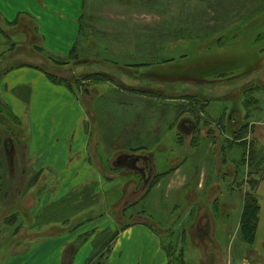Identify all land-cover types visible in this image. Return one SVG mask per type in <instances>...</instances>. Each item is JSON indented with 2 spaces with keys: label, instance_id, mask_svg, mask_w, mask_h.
<instances>
[{
  "label": "rangeland",
  "instance_id": "374dc122",
  "mask_svg": "<svg viewBox=\"0 0 264 264\" xmlns=\"http://www.w3.org/2000/svg\"><path fill=\"white\" fill-rule=\"evenodd\" d=\"M85 1L81 34L70 62L40 56L35 41L17 29L13 36L19 41L25 37L27 45L9 44L3 56L8 59H0V77L7 67L31 64L53 75L56 83L73 85L87 114L90 166H97L96 173L106 183L101 191L89 177L75 189L91 191L95 185L101 193L120 191L125 177L135 175L126 167H134L135 160L125 159L128 154L121 152L148 144L152 149L161 136L167 146L166 120L173 118L172 154L155 155V182L126 216L138 215L140 222L153 225L170 264H225L227 253L233 264L239 253L252 262L251 244L242 242L239 225L245 195L255 194L252 182L262 174L256 164L264 159L250 141L251 124L264 118V0ZM16 115L18 123L0 103V264H46L44 245L50 242L54 249L73 235L79 221L101 213L109 218V226L90 238L109 241L106 231L115 232L114 219H121L122 206L138 199L147 182L138 181L133 195L129 184L114 214L95 207L64 226L55 224L58 212L47 214L42 209L47 204L40 201H50L57 193L62 198L64 183L50 171L33 172L25 154L28 119ZM148 115L150 122L156 121L153 132L145 123ZM230 117L235 122L226 120ZM181 118L189 122L187 132L193 129L190 139L184 136L182 123L174 129V121ZM184 157L194 169L205 163L203 188L194 187L197 171L170 169ZM183 174L188 188L179 187ZM105 176L123 180L118 179L120 184ZM110 197L114 199L113 194ZM84 203L64 207L72 214ZM136 249L134 264H159L145 246ZM88 250L91 253L89 245Z\"/></svg>",
  "mask_w": 264,
  "mask_h": 264
},
{
  "label": "crops",
  "instance_id": "0c3cea01",
  "mask_svg": "<svg viewBox=\"0 0 264 264\" xmlns=\"http://www.w3.org/2000/svg\"><path fill=\"white\" fill-rule=\"evenodd\" d=\"M85 3V0H0V59H8L7 57L3 58V56L9 50V44L14 42V44L18 45H27L25 37L24 41H19L13 36L17 34V29L26 33L28 39L34 40L35 47L48 55L65 59L79 40L81 19L85 15ZM1 75L0 103L7 109L15 123H18L19 120L16 114L28 119L30 136L25 154L30 162L31 169L38 174L50 171L58 175L57 180H59L60 184L64 183V188L66 189L62 194V198L58 196V193L50 201H44L42 198L40 203L47 204L42 209L46 210L49 206L66 197L75 189L74 187L89 177L98 183L99 190H105L106 183L102 182L101 176L96 173H99V169L96 168V165H94L95 168L90 166V157L92 155L88 145V134L85 131V125L88 121L87 114L80 104L82 102L77 93H74L65 85L51 82L37 66L31 64L7 67ZM148 104L150 105V103ZM147 118L145 123L153 132L154 129L156 130V121L150 122L151 118L149 115ZM233 118L235 117H230L226 120L232 123L235 122ZM172 119L169 117L166 120L168 127L165 135L167 146L163 145V137L161 136L157 138L156 143L154 142L152 149L147 148L150 145L147 143L148 145L144 144L147 145L146 147H138L136 148L138 150L134 152H121L125 155L128 154L125 159L135 160L134 167L130 165L126 167L135 173V175L132 174L127 179L133 178L136 186L138 181H145L147 185L152 181V176L155 175L153 174L155 155L161 156L162 154L163 157H169L172 154L171 149L174 146L170 140L173 142L175 137L172 134ZM181 123L182 129L188 130L189 122L182 118L177 120L176 123L174 121V124H176L174 129L176 127L179 128ZM152 124L154 128L151 127ZM250 128V137L252 138H250V141H254V144L258 145L259 154L264 157V148L261 146H264V118L251 124ZM141 135L139 134V136ZM193 135V129L190 132L186 131L184 134L186 139H190ZM185 146L193 152L191 144L186 142ZM156 151L158 154L155 153ZM186 156H189V154H186ZM185 157L181 160L179 158L170 169L177 167L175 168L177 169L175 173H177L190 167L187 164L188 159ZM121 159H124V157H121ZM129 166L130 168H128ZM263 167L264 163L261 165L262 174L257 180L258 184L255 190L259 213L255 237L251 245L252 262L247 261L244 257L240 258L242 253H239L237 264H264ZM124 168L118 170L122 171ZM190 168L191 171L194 170L198 173L197 180L193 181L194 187L197 190L203 188L205 163L201 161L197 164L196 169ZM118 179L114 181H119L120 183L121 180ZM186 179L187 174H183V182L180 179L179 187L188 188L189 185L187 186L184 181ZM168 187H170V184ZM60 188H63V186H60ZM56 199L58 200L54 202ZM107 226H109V218L106 216L93 223L80 225L74 230L73 235L65 238L61 244L55 245L54 249L49 247L50 242L47 243L48 245H44L43 260L48 259L46 264H84L92 253V238L84 240V236L93 235L102 228H107ZM88 245L91 248V253L88 250ZM137 245L147 248L152 261L156 260L159 264H168L169 260L162 249L160 238L144 224L131 226L118 235L111 247V254L107 258L106 264H134L136 254H138ZM79 249L80 251H78ZM79 255L80 257L78 258ZM88 255L89 257H87ZM213 257L214 259L216 258V253H214ZM227 257L228 260H226L225 264H233L234 260L229 253H227Z\"/></svg>",
  "mask_w": 264,
  "mask_h": 264
},
{
  "label": "trees",
  "instance_id": "16d2710c",
  "mask_svg": "<svg viewBox=\"0 0 264 264\" xmlns=\"http://www.w3.org/2000/svg\"><path fill=\"white\" fill-rule=\"evenodd\" d=\"M262 10H264V9H262ZM75 45L73 46L72 50L69 52L67 57L65 59H62L63 61L65 60L64 62H70V58L74 54ZM34 50L36 51V53L40 54V56H44L47 59L50 58V60L51 59L52 60H60L56 57H52L51 55H48L47 53L43 52L39 48H34ZM39 70H41L51 82H53L55 84H59V83H56L54 81L55 77L53 75H50L49 73H47L42 68H39ZM62 85L69 87L73 91V85L71 83H69L68 85H66V84H62ZM257 156H260V154L258 153ZM262 158H264V157L262 156ZM263 163H264V159H260L259 163L256 164V167L258 168V170L260 172H262L261 165ZM129 176H131V175H129ZM105 178L108 181L115 180L114 177L113 178H111V177L107 178L105 176ZM121 178H123V177H121ZM127 178L128 177H125L124 180L122 179L124 182H123V185L120 186L121 187L120 191H119V189H116L114 192L111 191V192H107V193H104V192L101 193V192H99V190H97L98 187L95 185H93V187H91L92 188L91 191L83 190L85 187L76 188L73 191H71L68 195H66V197H64L63 199L54 203L52 206L48 207L46 209V212L48 214V212L57 211L59 219H57V221H55L54 223L55 224L59 223L62 226H64L70 220H74V218L76 219V217L83 214L86 210L90 211L95 207H103L105 209H108L107 210L108 213L114 214L115 211L118 212L117 208L119 206V203L124 200V197L126 195L123 196V194H125V192L128 191L127 188L129 187L128 186L129 184H132L134 187L132 190L130 189L131 195L135 194V180L133 178H130V179H127ZM116 179H118V178H116ZM154 180L155 179L152 177V181L150 182V184L147 187L144 188L142 193L137 197L138 199H136V200L134 199L132 201L130 200L127 202L126 205L124 204V206H122V209L120 210V215H121L120 218L121 219H119V220L114 219V224L116 227L115 232L112 231L113 233L110 234V230L106 231V233L109 235V239H110L109 241L107 240L106 237L105 238L103 237L101 239V241L98 243H97V241H94V239H92V242H91L92 253L84 264H106L107 258L110 254L111 247H112L114 241L117 239L118 235L121 232L125 231L126 229L130 228L131 226H134L136 224H144L151 231H154L153 225H151L148 222H144V221L140 222L139 219H136L137 217H139L138 215H136V216L134 215L131 217L126 216V213L128 210L135 209V206H137L143 199H145L148 196V194H149V192H150V190H151V188L155 182ZM137 184H139V183L137 182ZM249 184L251 185V181L249 182ZM252 184L257 187L258 181L255 183L252 182ZM256 187H253V188L256 190ZM79 194H81L80 197H79ZM112 194L114 196V199H111L112 197H110V195H112ZM77 198H79V199H77ZM256 199L257 198H256L255 194L252 195V193H249L248 195H245V200H244V205H243V210H242V214H241V218H240V225H239L240 238L244 244L247 243V244L252 245V243L254 241L255 232H256V228H257V224H258V213H259V205H258V202ZM82 202H85L82 205V206H84L83 209L80 207H76L75 208L76 212L70 214L71 208H69V207H72V205H74V204H75L74 206H77L79 203H82ZM65 204L68 205L69 207L68 208L64 207ZM103 216H104V214L101 213L98 216H96L95 218L85 217V219L79 221V223H77V225H75V227H73L72 230H75L76 227H79L80 225H83L86 222L96 220L97 218H101ZM135 219L138 221H135ZM88 238H90V235L84 236V240H87ZM165 253L168 257V254L166 251H165ZM168 260H169V257H168ZM168 264H170V261L168 262Z\"/></svg>",
  "mask_w": 264,
  "mask_h": 264
},
{
  "label": "water",
  "instance_id": "95a60500",
  "mask_svg": "<svg viewBox=\"0 0 264 264\" xmlns=\"http://www.w3.org/2000/svg\"><path fill=\"white\" fill-rule=\"evenodd\" d=\"M79 70H82V68L76 69L75 73H79Z\"/></svg>",
  "mask_w": 264,
  "mask_h": 264
}]
</instances>
